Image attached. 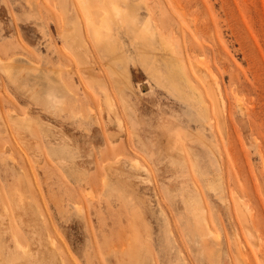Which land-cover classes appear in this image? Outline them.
<instances>
[{
    "label": "rangeland",
    "instance_id": "obj_1",
    "mask_svg": "<svg viewBox=\"0 0 264 264\" xmlns=\"http://www.w3.org/2000/svg\"><path fill=\"white\" fill-rule=\"evenodd\" d=\"M128 1L207 121L130 21L0 0V264H264V0Z\"/></svg>",
    "mask_w": 264,
    "mask_h": 264
},
{
    "label": "bare ground",
    "instance_id": "obj_2",
    "mask_svg": "<svg viewBox=\"0 0 264 264\" xmlns=\"http://www.w3.org/2000/svg\"><path fill=\"white\" fill-rule=\"evenodd\" d=\"M105 1L106 0H98L97 2V0H95L93 3L90 1L87 4L86 3L87 1L84 2V0H80L81 2L80 4L84 9L83 12H84L86 21L88 23V26L92 29L93 37L95 39H98L100 37L99 30L101 28L110 30L112 26H116L118 25V23L121 24L120 17H122L121 18L122 21H125V20L130 21L134 26H136L133 28V30H134V33L137 32V39L140 41V44L143 46V49H144L142 50L141 53L144 55V58H146L147 62L153 61L154 63L158 59H162L161 62L164 65L165 73H166L165 80H167L168 84L171 87V90L175 91V94L178 95L176 96L178 97L177 100L180 98L182 102L186 103L187 105H191L195 107L197 110L198 117L200 116L201 119L204 118V120H206V117L208 118L206 114V111H207L206 103L202 99L201 94L198 91V88L190 80L188 73L186 72V69L184 67L183 61L181 60V58L177 55L175 51V47L171 43H169L167 39L161 36H158V34L154 30L148 29L150 26V23H149L150 21L148 18L147 19L145 18V20H143L142 22L138 21L137 13L134 9L133 2L128 1L125 3V5H121L120 3L113 2V0H108V2L106 3ZM141 3L139 4L141 5ZM144 10L148 13L147 8H144ZM138 24L139 26H137ZM195 71L196 70H194V72ZM206 73H207V70H206ZM210 74L208 75L210 76ZM215 82H216V79H215ZM210 88L212 89V87ZM215 88L217 89V87ZM218 98L220 97L218 96ZM213 99L211 100L212 102H213ZM215 100L216 101L213 103L217 104V99ZM221 101L220 103L222 104ZM216 108H218V106ZM221 109L223 111V107ZM204 114L206 116H203ZM206 123H209V122H206Z\"/></svg>",
    "mask_w": 264,
    "mask_h": 264
}]
</instances>
